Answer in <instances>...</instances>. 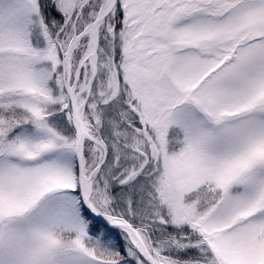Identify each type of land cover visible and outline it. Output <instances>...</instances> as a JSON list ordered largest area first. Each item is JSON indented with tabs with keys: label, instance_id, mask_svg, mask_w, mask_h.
<instances>
[{
	"label": "snow or ice",
	"instance_id": "snow-or-ice-1",
	"mask_svg": "<svg viewBox=\"0 0 264 264\" xmlns=\"http://www.w3.org/2000/svg\"><path fill=\"white\" fill-rule=\"evenodd\" d=\"M0 264H264V0H0Z\"/></svg>",
	"mask_w": 264,
	"mask_h": 264
}]
</instances>
